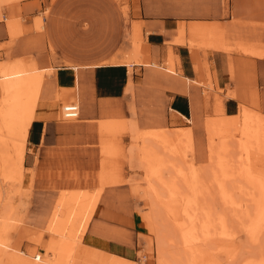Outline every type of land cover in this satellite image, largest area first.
I'll return each instance as SVG.
<instances>
[{
  "label": "crops",
  "instance_id": "crops-1",
  "mask_svg": "<svg viewBox=\"0 0 264 264\" xmlns=\"http://www.w3.org/2000/svg\"><path fill=\"white\" fill-rule=\"evenodd\" d=\"M11 1L20 4L14 8L13 26L8 23L11 11L0 18V62L7 61L11 70L32 71L4 73L0 90L6 93L9 73L38 71L46 72L48 92L66 87L65 96L78 85L81 114L76 119H59L60 102L52 95L39 100L38 95L37 117L30 126L24 157V165L32 168L38 197L36 191H47L48 181L97 177L102 160L100 120H129L138 129L185 127L181 123L194 112L199 121L211 112L204 94L215 92L223 97V110L229 113L227 105L231 106L229 114H234L247 98L244 69L253 67L257 76V68L264 66V58L239 49L263 40L264 0L7 3ZM45 10L44 24L37 27L36 19L42 22L39 14ZM16 13L30 19L23 23ZM139 44L149 53L148 64L136 54ZM58 194L48 204L32 201L26 212L28 225L44 228ZM99 204L91 224L97 220L115 229V208ZM132 222L136 224L133 218ZM82 242L126 257L136 252L135 241H115L90 231Z\"/></svg>",
  "mask_w": 264,
  "mask_h": 264
},
{
  "label": "rangeland",
  "instance_id": "rangeland-1",
  "mask_svg": "<svg viewBox=\"0 0 264 264\" xmlns=\"http://www.w3.org/2000/svg\"><path fill=\"white\" fill-rule=\"evenodd\" d=\"M15 2L18 1H11L9 2L11 4H8L0 0V18L5 17L4 14L7 16L9 11L12 13V20L10 19L8 23L15 24L14 8L20 4ZM124 5L123 10H126V4ZM16 14L23 23L30 19L20 13ZM39 15L41 18L47 15V10ZM42 23L44 24L43 18L42 22L41 19H36L37 27H42ZM50 49L53 50L52 46ZM239 49L249 56L264 58V37L257 45L249 43L240 46ZM7 66V61L0 62V76L9 71H32L30 68L11 70ZM244 70L245 88L248 90L247 98H243L240 104L264 115V66L257 68V76L253 67L249 66ZM37 73L40 74L39 100L52 95L60 102L58 118L64 119L62 116L64 106L72 101L79 103L78 85L75 86L73 93L66 91L65 96L66 87L48 92L45 87L46 72ZM2 82L0 77L1 86ZM132 85L130 82V89ZM208 86L212 88L210 81ZM216 91L220 92L219 89ZM204 96L205 106L212 107L211 112L204 113L200 121L193 117L196 115L194 112L195 115L188 119L189 122L184 119L181 123V126L185 127L138 129L136 124L129 120L113 118L100 120L98 127L103 136L100 142L102 160L96 178L48 181L47 191H36L40 193L38 197V194L34 193L35 184L31 167L23 164L20 176L7 178L0 168V264L62 263V257L57 256L49 248L50 240L54 238H63L70 243L72 252L69 264H158V259L165 264H264V132H261L260 138L262 147L254 153V159L252 158L249 163L242 162L238 147L232 146L231 152L233 149L236 151L227 155L226 160H217L212 164L206 121L221 117L222 113L216 111L215 107L217 102L223 103V97L216 92L205 93ZM211 96L212 99L208 100ZM5 99L6 93L0 90V112L6 110ZM27 110L29 109H25L24 114L20 113V119L28 116ZM197 120L199 122L195 123ZM176 125L178 124L171 126ZM223 132L227 133L231 145H234L233 141L237 139L234 128L223 129ZM157 134L162 135L165 140L168 137L173 138L175 144L166 153L164 162L166 167L162 169L163 178L171 179L172 182L182 173L186 172L188 176L191 173L188 163L192 165L190 159L192 157L204 177L207 191L204 189V195L202 194V198L199 199L200 209L197 211L196 221L187 219L188 222L186 218L181 219L186 205L179 201V197L172 196L171 190L174 189L167 188L149 177L142 148L144 143L153 140ZM183 134H192L193 137L185 140L182 139ZM215 137L219 142V133L215 134ZM256 141L253 140V147ZM27 147L28 145L26 151ZM192 150L194 154H190ZM29 151L32 152L33 149ZM169 160L176 166L171 171L167 168ZM162 170L159 171L160 174ZM180 183L184 191L187 185L182 180H179V185ZM57 193L59 194L54 200L44 228L28 225L26 212L32 201L37 202L39 199L48 204V200L51 202L53 194ZM231 200L237 204L241 202L239 215L242 213V216L239 218L237 215L234 216L232 207L235 204ZM98 203L115 208V229L104 226L97 220L91 224L93 216H97L94 213ZM208 208L212 209L210 211L213 227H206L200 222L203 210L206 211ZM148 220L156 221L154 228L155 232H158V237L147 232L143 221ZM87 231L115 241H135L136 252L132 251L126 257L83 244L82 238ZM143 255H146V260L142 259Z\"/></svg>",
  "mask_w": 264,
  "mask_h": 264
},
{
  "label": "bare ground",
  "instance_id": "bare-ground-1",
  "mask_svg": "<svg viewBox=\"0 0 264 264\" xmlns=\"http://www.w3.org/2000/svg\"><path fill=\"white\" fill-rule=\"evenodd\" d=\"M2 1L8 2L9 0H2ZM10 26H13V25L10 23ZM139 45L137 47L136 54L138 57H140L141 61H143L144 64H148L149 63V53L145 46L143 45L139 46ZM13 77H15L14 81L10 80ZM7 78L9 82H8V87L6 90V99H5L6 102L4 105L6 107V110H3L0 112V117H1V120H0V168H2L3 174L4 176H6V178L13 177L14 175L20 176V172H22L21 169L24 164L28 133H29L30 126L33 120L37 117V99H38V88H39L38 84L40 80V75L37 73L36 74L24 73L23 75L22 74L16 75V74L9 73L7 75ZM222 106H223V103L219 101L216 103V107H215L216 111H219L222 113L221 117L215 118L216 120L211 119V120L206 121L207 122L206 131H207V135L209 138V146H208L209 148L208 149H209L210 160L212 161V164L213 163L215 164L217 160L219 161L226 160L228 158L227 155L236 151L233 149V152H231L232 146H235L236 148L238 147L239 154H240L239 156L242 162L249 163L252 158L254 159L253 157L254 153L262 147L261 146L262 144L260 143V141L262 140H260V138L262 137L261 132L262 131L264 132V115L254 112L250 107L244 104L239 105V110L237 113L227 114L224 112ZM25 109H29L27 110L28 116L26 118L20 119V113L23 112L24 114ZM193 117L196 118V115ZM229 128H232V129L234 128V131L236 132L237 139L233 141L234 145H231V142L226 135L227 133L223 132V129L228 130ZM217 133H219V138H220L219 142L218 140H215L216 138L215 134ZM183 135L184 136L182 139L185 138V140H190V137H193L192 134H189V135L183 134ZM155 138L151 141H147L146 143H144L143 148H142L144 151V159L147 162L146 166H147V172L149 174V177L161 182L163 186H167V188L172 187L174 189V190H171L172 196L173 197L177 196V198L179 197V201L186 205V207H184L185 209L183 211V214L180 213L183 215L181 219L186 218V221H188L187 219L195 220L198 214L197 211H199L200 209L199 199L202 198L201 196L204 192V189L206 188L204 177L201 175L200 169H198L199 167L197 168L198 164L192 157L190 158L192 159L191 162H193L192 165L188 163L189 169H190L188 170L191 172L189 175L187 174L188 176H186L185 174L186 172L182 173L181 176L179 175L180 177H176V179L172 182H171V179L168 180V179L163 178L164 177L163 167H166L164 166V162L166 161L165 156L167 155L166 153L170 149V147L172 148L175 144H174L173 138L171 137H168L167 140H165L166 138H164L162 135L157 134ZM253 140H257L255 142L256 145L254 147L252 145ZM189 144L190 143L188 142V145ZM190 154H194V150H192ZM180 156L181 155H179V158ZM167 164H168L167 168H169L170 171L171 169H174L176 167L175 163H171L170 160H169V163ZM213 167L215 166L213 165ZM178 169L179 170L181 169L179 168V165H178ZM160 170H162L161 174L159 173ZM203 173L204 172H202V174ZM179 180L184 181L185 184L187 185L184 191L181 189V186H182L181 183L179 185ZM231 201L233 203L235 202L233 200ZM234 204L235 206L232 207L234 214H235L234 216L237 215L236 217L239 218L240 216H242V213L241 215H239L240 214L239 212L241 210V205H240L241 202L240 204H237V203H234ZM210 208L206 209V211L203 210L202 216L200 218L201 219L200 222H203L206 227L208 226L213 227L212 226V212L210 211L212 209ZM228 211L230 212V210ZM155 222L156 221L152 222L149 220L146 222L143 221V223L146 226L145 228L147 229V232H149L150 234H153L155 237H158V232L157 231L155 232V228H154ZM165 239H167V237ZM145 240L148 241V239H145ZM49 248L55 254H57V256L59 255L60 258L62 257L63 259L61 261L62 263H59V264H69V256H70V252L72 251H70L71 246L67 240L63 238L51 239ZM157 261H158L157 262L158 264H165L160 259H158Z\"/></svg>",
  "mask_w": 264,
  "mask_h": 264
},
{
  "label": "built area",
  "instance_id": "built-area-1",
  "mask_svg": "<svg viewBox=\"0 0 264 264\" xmlns=\"http://www.w3.org/2000/svg\"><path fill=\"white\" fill-rule=\"evenodd\" d=\"M62 116L64 119H76L79 116V106L75 101L70 102L68 105L64 106L62 111ZM146 255L142 256L143 260H146Z\"/></svg>",
  "mask_w": 264,
  "mask_h": 264
},
{
  "label": "trees",
  "instance_id": "trees-1",
  "mask_svg": "<svg viewBox=\"0 0 264 264\" xmlns=\"http://www.w3.org/2000/svg\"><path fill=\"white\" fill-rule=\"evenodd\" d=\"M227 111L229 112V113H231L232 112V110H231V108L227 105ZM235 113V112H234Z\"/></svg>",
  "mask_w": 264,
  "mask_h": 264
}]
</instances>
